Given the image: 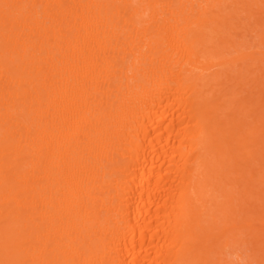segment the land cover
<instances>
[{"label":"bare ground","instance_id":"1","mask_svg":"<svg viewBox=\"0 0 264 264\" xmlns=\"http://www.w3.org/2000/svg\"><path fill=\"white\" fill-rule=\"evenodd\" d=\"M253 5L0 0V264H264Z\"/></svg>","mask_w":264,"mask_h":264},{"label":"rangeland","instance_id":"2","mask_svg":"<svg viewBox=\"0 0 264 264\" xmlns=\"http://www.w3.org/2000/svg\"><path fill=\"white\" fill-rule=\"evenodd\" d=\"M258 6H252L253 11L256 12V10L259 8L261 10H264V0H257ZM241 20L236 19L234 21V25H236L233 30L231 31V35L233 37V40L235 43H242V46H238V50L240 49H247L248 52H260L264 53V45L261 43L260 39V32L261 28L258 26L257 15H245L244 13L241 14ZM248 17L245 19V17ZM244 18V19H243ZM236 53L232 51L231 56H234ZM259 59H261L259 62H257L256 65H253V67H257L254 72V77L258 79L259 83L261 81V85L255 88V85L249 83V85H245L239 92H241L240 97H247L250 93H252V96H249L248 99H251L254 105L255 112H250V115L247 117V122L253 127L255 124H257L254 121V118L256 116H259V112H262L264 114V108H261V105H264V78H261L262 71L261 69H264V57L259 56ZM244 83H246L250 79L249 75H244ZM253 76V75H252ZM260 123L264 125V116L260 117ZM257 183L259 184V188L253 189L252 191L257 192L259 195H254V199L250 198V201H254L256 198H262L264 199V191H260L258 189L264 190V170H261L257 175ZM264 204V200L257 201L256 205ZM243 240H247L246 238H243ZM252 242H248L247 244H243V246H235L227 255L228 260L232 261L233 264H256L252 261L251 254L255 251L252 250L248 251L247 247L253 249Z\"/></svg>","mask_w":264,"mask_h":264}]
</instances>
